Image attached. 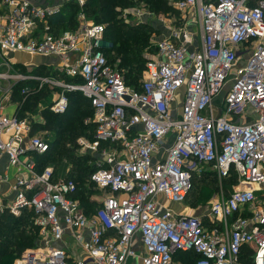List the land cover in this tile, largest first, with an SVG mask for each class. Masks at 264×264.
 Returning a JSON list of instances; mask_svg holds the SVG:
<instances>
[{
	"label": "built area",
	"instance_id": "1",
	"mask_svg": "<svg viewBox=\"0 0 264 264\" xmlns=\"http://www.w3.org/2000/svg\"><path fill=\"white\" fill-rule=\"evenodd\" d=\"M168 5L182 25L155 44L133 89L101 50L103 25L57 30L51 20L65 17L64 4L0 0V217L30 211L43 241L16 264H133L136 235L142 264H176L180 253L195 255L193 264H264V200L255 188L264 185V0ZM26 57L54 59V73L80 82L34 73ZM53 88L61 89L53 114L67 111V91L93 109V139L80 145L107 147L87 180L102 197L92 214L75 199L73 180L40 166L49 143L13 100ZM207 170L234 176L236 186L211 204L206 226L203 215L169 205L183 204ZM65 231L83 258L54 246Z\"/></svg>",
	"mask_w": 264,
	"mask_h": 264
},
{
	"label": "rangeland",
	"instance_id": "2",
	"mask_svg": "<svg viewBox=\"0 0 264 264\" xmlns=\"http://www.w3.org/2000/svg\"><path fill=\"white\" fill-rule=\"evenodd\" d=\"M88 0H85V3L82 7L77 6L75 4V0H50L51 5L64 4L63 12L65 14L66 20V29L73 28L74 26L84 25L85 22L95 23L96 21L85 14V4ZM136 3L126 5L124 7L117 6L115 8V13L113 14L115 23L120 25L121 27H136L139 29V36L142 38H148L150 43V48H147L143 51V54L146 60L150 59L155 54V44L163 39L167 38L171 31L178 28L182 25L181 14L179 11L168 10L165 13H159L157 10V4L155 7H151L148 3L137 1ZM169 0H167V3ZM169 7V5L167 4ZM84 14V19L80 18V14ZM195 19V17H193ZM193 19H191L193 21ZM85 20V21H84ZM60 27H59V25ZM57 30H65L63 26L62 20L57 23ZM80 24V25H79ZM72 27H71V26ZM102 25L107 27V24L102 23ZM143 30H142V29ZM141 29V30H140ZM190 29L198 35L199 26L197 24H192ZM72 30V29H71ZM193 33V34H194ZM195 36V34H194ZM195 36V38H196ZM106 37L101 42V47L107 49L109 47V43L106 42ZM153 47V49H152ZM114 55V54H113ZM112 55V57H113ZM54 62L55 60L52 59ZM57 62V61H56ZM111 62V61H110ZM114 67H117L118 60H113L111 63ZM55 66V64H52ZM119 70V69H117ZM54 71V70H53ZM52 71V72H53ZM37 73L51 74L53 79L62 81L66 84L71 83L69 79H67L64 75H60L59 73H48L44 71V69L36 70ZM122 76H125V73L119 71ZM142 78V77H141ZM74 82L79 83L77 79H73ZM69 96L70 106L75 109H71L69 112V117H65L67 119V127L64 131H58L60 127H62L63 122L62 118L57 115H53L50 110V105L52 101V93L49 90H37L33 91L24 102H21L20 98L16 95L14 97L15 102H19L18 112L21 116H25L29 118L33 125L38 129H34L36 134L44 135L45 139H47L49 143V151L47 154L39 159L40 166H50L55 172L57 178L67 179L73 178L79 184V186L85 190H90L88 193L89 198H100L101 194H99L96 190H94L85 180L78 181L74 176L69 175L68 173L72 170V165L69 163L70 160L75 159L78 163H83V167H91L92 170H95L99 167L100 153L102 150L107 149L106 146H102L100 148L99 153L89 152L83 146L80 145L79 141H91L93 139L95 133V124L93 123L94 113L93 109L89 106L88 102L79 94L73 91L66 92ZM220 99V98H219ZM50 101V103H49ZM79 103L74 105V103ZM40 109V110H39ZM48 116L52 118V129H49V119ZM76 131H81V134H76ZM59 160V161H58ZM86 172V176L89 172V169ZM91 173V172H90ZM89 173V174H90ZM208 174V173H207ZM213 173H209L206 175V179H200L196 181L197 183L193 184V191H191L186 199V202L181 204V208H186L191 211L193 215H205L209 211L211 204L217 200L221 195L227 197L230 192H232L233 188L236 186V182L234 179L227 180H219L217 176ZM91 195V196H90ZM94 196V197H93ZM258 199L263 201L264 193L259 192ZM82 205L85 207L88 204L87 199L81 200ZM190 203L194 205V207L190 206ZM95 208L98 207L99 202L96 201ZM185 209V210H186ZM204 221H206L205 225L207 226V218L203 217ZM31 219L28 221V226L25 228L26 232L32 231V227H35L33 223H31ZM16 225V224H15ZM10 232V229L9 231ZM36 238L33 240V245L30 246L26 250H35L42 247L43 241L40 238V231H35ZM25 251V250H24ZM23 251V252H24ZM20 256V255H19ZM19 256L10 255L8 259L2 260L4 264H16Z\"/></svg>",
	"mask_w": 264,
	"mask_h": 264
},
{
	"label": "trees",
	"instance_id": "3",
	"mask_svg": "<svg viewBox=\"0 0 264 264\" xmlns=\"http://www.w3.org/2000/svg\"><path fill=\"white\" fill-rule=\"evenodd\" d=\"M137 1L148 3L151 7L156 6V5L151 4L155 2L157 4V7H158L157 10H159V13H165L166 11L170 9L174 10L170 6L169 7L167 6L168 4L167 0H137ZM133 3H136L135 0H88L85 4L84 12L86 15L92 17L96 21L95 22L96 24H101V25L102 23L107 24V27L104 30V35L107 40L106 42L109 43V47L107 49L101 47V50L105 54L110 64L113 62V60L114 62L115 60H118L116 69H119L118 71H122L123 73H125V76H123L125 84L130 88L138 89L140 81H141V77L143 74L145 62H146V58L143 54V51L146 48L147 50L151 49L149 39L147 37L146 38L138 37L139 29L136 27L127 28V27H121L120 25H117L115 23L114 16H113V14H116L115 8L117 6L122 8L126 5H130ZM65 18L66 17L61 16L60 18L58 17L57 19L60 21L61 20L63 21V19ZM71 29L73 28H70L69 30ZM153 50H155V47ZM111 65L114 67L113 64ZM67 79H69L70 82H74L72 78L68 77ZM74 79H77L78 82H80L78 78H74ZM75 93H78V92H75ZM67 98H68L67 111L62 115H57L62 118V122H63L62 127H60L57 132L65 130V128L67 127V119H64V118L69 117V112L71 111V109H75V107L72 108L70 106L68 94H67ZM84 99L88 102L86 98ZM77 104L79 103H76V102L74 103V105H77ZM51 118H52L51 116H48L49 129H52V119ZM32 126H33V130L38 129L36 128L35 125L32 124ZM79 133L81 134V131H76V134H79ZM46 154H44L42 157H44ZM69 163L72 165V169H71L72 171L69 172L68 174L74 176L75 179H77L78 181L85 180V179L87 181L89 179L90 174L96 170V169L92 170L91 167H83V163H78L75 161V159L70 160ZM87 169H89V172L86 176V172L88 171ZM207 173L215 174L213 171L207 170L199 178L194 176L192 179V187H191L190 192L193 191V186H194L193 184L197 183L196 181H199L200 179H203V178L205 179L207 178L206 177V175H208ZM54 179L55 180L57 179L55 172H54ZM67 179L73 180L80 188V192L77 193V195L75 196V199H78L80 201L83 199L89 200V203L87 204L85 208V211L88 214H92L97 204L95 200L91 201L90 198L87 197L89 194L88 192L90 190L84 191V189H82L79 186L76 180H74L73 178L72 179L67 178ZM229 179H234L236 182V179L234 176H232ZM184 202H186V200ZM190 206L194 207L192 203H190ZM29 219H31L32 221V213L27 210H24L23 213L18 217H14L9 214H4L0 217V264H3L2 260L4 261L5 259H8L10 255L19 256L24 250L28 249L30 246L33 245V240H35L36 238V233H34V230L36 232L39 231V227L34 225L35 227L31 228L32 231H30L29 233L26 232L25 228L28 226ZM204 224L206 223L204 222ZM9 229H10V232H8ZM195 259H196V256L190 253H187V254L180 253V254L175 255L173 258L176 264H193Z\"/></svg>",
	"mask_w": 264,
	"mask_h": 264
},
{
	"label": "crops",
	"instance_id": "4",
	"mask_svg": "<svg viewBox=\"0 0 264 264\" xmlns=\"http://www.w3.org/2000/svg\"><path fill=\"white\" fill-rule=\"evenodd\" d=\"M29 1L34 3V4H37V5H48V4H50V0H29ZM57 22H59V20L57 18H55L54 20H51L52 25H54ZM62 22H63L62 27L65 28L66 24H65L64 20ZM58 25H59V23H58ZM59 27H60V25H59ZM66 30H69V29H66ZM26 60H27V63H29L30 66L32 67V69L34 70V73H37L36 70H39V69H44V71H47L48 73H50V72L53 73L52 71H53L54 67H52L53 66L52 64H56L52 59L45 58V57H33V58L26 57ZM37 74H44V73H37ZM46 75H48V74H46ZM49 91L52 93V96H53L52 101H51V105H52L54 103V101L58 98V95L61 92V89L60 88H53L52 90L49 89ZM66 95H67V93H66ZM49 103H50V101H49ZM237 122H241V121L237 120ZM59 179L60 178H57V180H59ZM255 188H256L257 197H258L259 192L264 193V185H262L261 187H255ZM101 199H102V197L100 196V198L95 197V199H93V200H96L99 202ZM169 207L172 210H174L176 212L183 213V214H191L192 213L191 211H189L186 208H184V209L181 208V205H169ZM70 234L71 233L69 231H65V234H64L62 240L59 242H55L54 246L60 247V248H65L69 254L70 259L83 258V254L78 249V247H76V245L73 243V241L70 237ZM132 248H134L136 254H138V255L134 258L128 259V262L133 263V264H142L139 255H141L143 248H142V245L140 242V236L139 235H136L134 237V240L132 243Z\"/></svg>",
	"mask_w": 264,
	"mask_h": 264
}]
</instances>
